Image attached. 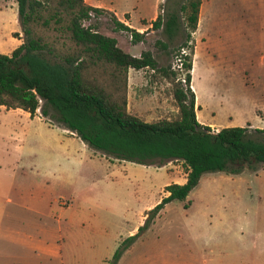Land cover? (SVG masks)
Instances as JSON below:
<instances>
[{"label": "rangeland", "instance_id": "1", "mask_svg": "<svg viewBox=\"0 0 264 264\" xmlns=\"http://www.w3.org/2000/svg\"><path fill=\"white\" fill-rule=\"evenodd\" d=\"M182 1L86 0L104 6L113 2L121 10L132 7L131 12L137 7L136 13L153 20L160 8H177ZM112 15L107 10L90 22L99 32L117 38L124 50L129 48L137 56L150 50L160 64L172 69H177L179 50L189 51L182 46L194 45L191 82L205 117L220 126L264 128V0H201L196 30L188 35L182 14L184 26L172 42L162 28L122 16L120 21L144 33L143 41L134 44L128 31L115 29ZM21 36L15 0H0V49L10 52ZM170 91V84L159 79L151 83L148 70L141 69L133 84L128 80V109L147 121L173 116L177 109ZM46 129L44 123H26L0 107V160L11 154L28 162L60 159L63 163L70 154L51 144L53 138L58 143V130ZM75 156L81 160L72 202L115 207L121 216L116 230L121 234L149 205L154 207L167 195L165 184L181 181L186 172L180 161L158 167L122 160L112 167L96 152ZM71 192L63 188L58 196L70 201ZM139 237L122 264L135 256L145 258L144 251L153 264H264V167L256 172L245 168L238 174H202L187 198L166 203Z\"/></svg>", "mask_w": 264, "mask_h": 264}, {"label": "trees", "instance_id": "2", "mask_svg": "<svg viewBox=\"0 0 264 264\" xmlns=\"http://www.w3.org/2000/svg\"><path fill=\"white\" fill-rule=\"evenodd\" d=\"M21 43L0 52V106L37 110L51 123L74 132L90 148L106 157L158 167L180 161L186 181L167 184L168 194L148 210L138 231L122 240L110 264L135 242L140 233L172 200H184L202 174H238L264 167V128L226 126L213 132L196 117L192 89L194 45L184 44L181 67L160 64L150 50L133 55L115 37L99 32L90 21L106 9L86 0H15ZM201 0H183L177 8H160L150 22L172 42L186 20L190 35L197 28ZM112 20L116 30L143 41L144 33ZM87 22H89L87 24ZM168 46V45H167ZM148 70V79L171 86L177 112L147 121L128 109V71Z\"/></svg>", "mask_w": 264, "mask_h": 264}, {"label": "crops", "instance_id": "3", "mask_svg": "<svg viewBox=\"0 0 264 264\" xmlns=\"http://www.w3.org/2000/svg\"><path fill=\"white\" fill-rule=\"evenodd\" d=\"M88 4L112 11L119 21L122 16L127 20L142 18L141 20L147 21L146 24H150L153 20V17L145 18L140 12L136 13L137 7L131 12L132 7L121 10L113 2L105 6L96 2ZM148 20L151 21L148 22ZM19 40L20 44L21 37ZM19 44L17 43L15 47ZM125 51L136 55L129 48ZM0 52L10 53L4 51L3 48L0 49ZM138 71L134 69L128 71V80L132 79V84L138 77ZM194 72L195 63L192 64V76ZM195 106L196 117L201 124L217 130L226 126H234L230 123L220 126L211 120L212 117L211 119L205 117L202 114L204 107L196 93ZM0 107L5 111L20 115V118L26 123L39 121L46 124V130L49 133L54 129L58 130V143L57 139L53 138L51 144L56 143V148L70 154L69 157L63 158L65 160L63 163L60 159L53 161L36 159L28 162L11 154H6L8 156L2 157L5 159L0 160V264H109L119 243L138 231L146 218L145 213L154 204L149 205L139 215V218L125 234L117 232L116 229L121 224L118 209L115 207H93L86 204L78 206L72 202L77 189V167L81 160L75 154L79 153L81 156L87 157L88 152H96L105 159L108 166L112 167L116 162H122V160L106 157L99 151H95L74 132L51 123L38 110L31 116L29 112L21 108ZM185 181L186 172L181 181L174 180L173 182L183 184ZM63 188L73 189L70 194L71 202L62 200L58 196ZM139 239L138 236L116 264H122ZM146 252L142 253L144 256L146 255L145 258L143 255L135 256L128 263L153 264L152 257L148 259ZM148 254L152 256V251L149 250Z\"/></svg>", "mask_w": 264, "mask_h": 264}, {"label": "built area", "instance_id": "4", "mask_svg": "<svg viewBox=\"0 0 264 264\" xmlns=\"http://www.w3.org/2000/svg\"><path fill=\"white\" fill-rule=\"evenodd\" d=\"M181 65H182V63H181V59L179 58V59H178V63H177V68H180ZM211 130H212L213 132H218L217 129H211Z\"/></svg>", "mask_w": 264, "mask_h": 264}]
</instances>
